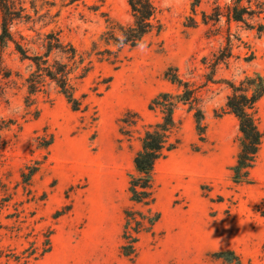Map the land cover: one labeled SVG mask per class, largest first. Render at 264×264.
Here are the masks:
<instances>
[{
	"label": "rangeland",
	"instance_id": "374dc122",
	"mask_svg": "<svg viewBox=\"0 0 264 264\" xmlns=\"http://www.w3.org/2000/svg\"><path fill=\"white\" fill-rule=\"evenodd\" d=\"M13 1L10 31L28 57L42 55L53 32L91 57L92 69L78 83L83 107L75 112L55 84L29 95L32 62L0 41V178L12 195L0 218V249L22 253L35 244L42 252L51 235V251L31 264H264V141L252 182L234 183L240 132L226 109L230 83L264 75V32L226 18L204 25L202 13L213 15L217 0H203L197 15L194 0H152L160 31L117 53L106 35L133 23L128 0ZM168 71L196 89L205 135L194 111L180 105V144L156 165L155 202L145 206L131 201L129 176L144 125L160 120L151 101L179 93ZM257 118L264 132V97ZM126 212L160 217L139 236L130 230L139 238L134 258L122 251L131 241L124 240Z\"/></svg>",
	"mask_w": 264,
	"mask_h": 264
},
{
	"label": "trees",
	"instance_id": "16d2710c",
	"mask_svg": "<svg viewBox=\"0 0 264 264\" xmlns=\"http://www.w3.org/2000/svg\"><path fill=\"white\" fill-rule=\"evenodd\" d=\"M76 1L78 0H71V2ZM202 1H193L192 12L194 15H197V9ZM128 4L131 9L133 23L128 26L119 25L117 28H112L106 35L105 43L118 47L117 53L124 48L135 49L147 36L155 31L159 32L161 28L158 22L156 23L157 9L152 0H128ZM0 6L2 9V34L0 35L2 46L5 47L10 42L14 43L16 50L24 59L30 60L35 68L27 79L29 95L34 96L42 92L48 84H55L71 105L72 110L75 112L80 111L83 102L76 97L78 83L84 80L91 71V57L85 58L72 45H65L59 34L53 32L46 35L47 41L44 45V53L28 57L22 47L14 42L10 31L17 20L15 17L16 4L13 0H0ZM223 18H226L228 22L242 24L248 30L263 33L264 0H230L225 5L217 0L213 15L202 13V23L206 26L210 22L218 24ZM192 20L193 25L197 26L198 22L195 19ZM108 52L111 53V51ZM117 53H113L115 54L114 59L118 58ZM60 56L62 58L65 56V59L61 60ZM165 76L178 87L179 93H161L151 101L148 109L152 112H158L160 120L144 125L141 149L134 158L135 173L129 176L131 201L145 206H152L155 202L154 174L156 165L176 150L180 144L179 129L175 120V111L180 105H188L190 110L194 111L196 127L201 140L204 139L205 135L204 115L202 110L198 108L196 89L189 82H184L177 73L168 71ZM230 88L232 93L227 98L226 109L237 119L240 132L239 153L236 163L230 168V171L234 183L249 184L252 182L251 171L257 164L264 141V132L260 129L257 118L258 104L264 97V75L255 74L247 77L238 85L230 83ZM134 115L138 120H142L138 113H134ZM123 122L128 123L125 119ZM131 124L134 125L135 123ZM51 144L52 142H49L47 147ZM36 172L37 169L32 171L27 176L26 182H30L31 177ZM11 200L10 189L0 178V218L8 209ZM126 216L128 219L124 229V240L131 239V241L122 246V251L124 255L134 258L136 257V245L139 238L132 237L130 230L139 236L151 229L160 217L157 213L153 219L147 221L146 217H141L140 220L132 219L129 212H126ZM148 222L149 228L146 226ZM0 228H2V225H0ZM50 237L51 235L47 237V247L42 252L35 244L32 245L31 249H26L22 253H17L15 249H0V264H31L32 261L37 262L51 251Z\"/></svg>",
	"mask_w": 264,
	"mask_h": 264
}]
</instances>
